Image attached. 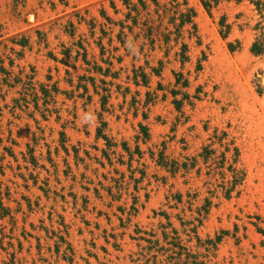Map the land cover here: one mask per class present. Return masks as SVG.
<instances>
[{
  "label": "rangeland",
  "instance_id": "rangeland-1",
  "mask_svg": "<svg viewBox=\"0 0 264 264\" xmlns=\"http://www.w3.org/2000/svg\"><path fill=\"white\" fill-rule=\"evenodd\" d=\"M240 11L0 0V264H264V54L218 32Z\"/></svg>",
  "mask_w": 264,
  "mask_h": 264
},
{
  "label": "trees",
  "instance_id": "trees-1",
  "mask_svg": "<svg viewBox=\"0 0 264 264\" xmlns=\"http://www.w3.org/2000/svg\"><path fill=\"white\" fill-rule=\"evenodd\" d=\"M202 7L206 11V13L212 17V11L218 10L220 3L223 0H199ZM226 2H233L235 6H241L245 5L247 8H249L250 15L244 14V11H240L239 13H236L234 16V20L232 22H228L229 17L227 14H222L219 17L218 20V32L220 36L223 39H227L232 30L234 25H237L238 29L240 32H243L246 29H249L253 33V41L250 46V52L255 55V56H260L264 54V0H225ZM142 5H144V2H141ZM194 16V12L191 11V15L189 14H184L180 13V24L179 26L175 29L176 34L179 35L180 29L185 25L191 23V19ZM162 18V17H160ZM252 23V25H251ZM194 29V25L192 26ZM167 30V28H165ZM164 31H161L160 33L157 34L155 38H152L150 40L151 44H154L156 41H159L160 43L165 44L166 46L168 45L171 37V32L167 31V33ZM152 32V29H150V34ZM178 38V37H177ZM176 38V40H177ZM121 44H124V41L121 42ZM240 42L236 41L235 43L229 42L227 43V47L229 51L234 52L238 50L240 47ZM188 47L187 45L183 44L181 47V52L179 53L181 58L183 60L187 59L185 53L187 51ZM160 65H162V62H160ZM201 65L199 64L197 69H200ZM175 76L177 77V82H179L180 78L182 77V74H176L174 73ZM136 78L137 76L142 77L143 84H147V79L148 77L142 72L140 75H138L135 71ZM176 104V107L179 108L181 105V102L174 101Z\"/></svg>",
  "mask_w": 264,
  "mask_h": 264
}]
</instances>
